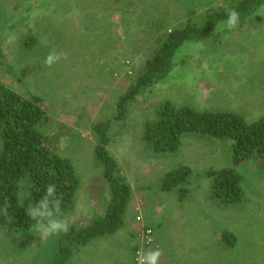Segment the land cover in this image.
<instances>
[{
  "label": "rangeland",
  "instance_id": "374dc122",
  "mask_svg": "<svg viewBox=\"0 0 264 264\" xmlns=\"http://www.w3.org/2000/svg\"><path fill=\"white\" fill-rule=\"evenodd\" d=\"M172 1L176 3L172 7L173 13H182L180 3L183 0ZM213 1L203 0L202 3L207 5ZM235 1L246 4L245 0L226 2ZM25 4H32L33 8L26 9ZM159 4L167 2L161 0ZM133 6L132 0H0V48L3 54L0 61L5 62L6 69L11 64L19 68L24 83L18 85L16 78L1 65L0 81L26 98L32 94L43 98L42 108L48 122L41 128L53 141L59 137V153L71 159L80 180L73 209L60 208V213L53 216L66 221L68 231L92 224L95 214L104 213L111 199L102 175L103 166L94 153L96 140L92 125L100 121H110L112 139L107 149L119 161L122 175L128 172L126 177L132 178L129 182L133 185L137 175L139 179H145L149 190H154L168 171L189 167L191 175L187 183L190 185L184 184L183 188L187 187V201L194 204L213 189L207 171L235 166L242 175L243 189L249 188L245 191L264 190V167L254 164V160L234 165L232 142L227 138L189 133L181 139V146L175 152H158L145 140V123L158 118L160 105L167 100L200 110L236 112L248 122L264 116V28L259 27L251 16L246 17L247 13L235 27L229 28L225 25L227 21L218 22L205 39L187 41L176 50L175 65L164 81L146 91L141 89L125 114L126 119L116 121L113 116L116 115L118 96L129 89L139 67L152 56L169 31L167 19H164L166 30L161 29L156 36L154 30L157 27L151 22V12H145V6L133 12ZM169 12L167 8L153 13L156 19L169 16ZM106 21L114 22L113 26L106 25ZM216 35L221 38L215 39ZM12 37H15L14 41L9 42ZM30 39H35V43H30ZM50 54L61 58L48 65L45 62ZM135 55L138 65L135 68L130 62L128 69L131 67L135 71L127 75V59ZM182 58L184 61L203 60L206 67L197 66L194 70L191 67L195 62L191 61L189 68L192 71L186 63L176 64ZM175 192L177 197L179 192ZM26 196L23 198L26 207H37V212H54V207L37 206ZM167 196L163 197L165 201ZM263 204L254 203L255 208L258 207L253 208L257 214ZM191 206L185 212L182 235L175 234V241L178 245L188 232L198 238L196 242L193 240L196 244H187L178 252V257H184L182 264H237L238 261L231 259L229 254L237 247L240 252L241 245L231 250L224 245L209 250V245L215 243L214 231L228 225L220 219L221 210L207 211L199 220L190 216ZM131 211L128 207L126 223L116 233L98 237L86 245H75L74 254L65 264H135L137 250L133 248L139 240L132 222H137L136 212ZM171 214L172 210L167 217ZM262 221H254L253 232L263 228ZM201 230L203 235H198ZM246 232L249 239L250 233ZM64 234L60 232L42 238L35 228L27 241L0 226V264H52ZM219 241L222 242L221 238ZM154 248L155 245L146 249V254L149 256Z\"/></svg>",
  "mask_w": 264,
  "mask_h": 264
},
{
  "label": "trees",
  "instance_id": "16d2710c",
  "mask_svg": "<svg viewBox=\"0 0 264 264\" xmlns=\"http://www.w3.org/2000/svg\"><path fill=\"white\" fill-rule=\"evenodd\" d=\"M245 2L246 4L240 1L225 2L227 4L224 3L221 7L211 8L204 26L187 23L170 30L153 50L152 56L138 70L129 89L118 96L114 120L126 119L125 114L137 100L141 89L146 91L164 81L174 67L176 50L186 41L205 39L217 27L218 22L227 21L230 10H235L241 16L253 13L264 5V0ZM24 7L33 8L32 4H25ZM133 7L134 12L142 5L134 4ZM147 8L145 6V12H149ZM251 8L253 9L250 10ZM110 24L113 26L114 22L106 21V25ZM35 41L30 39L32 44ZM2 55L0 48V56ZM0 65L6 69L5 62L0 61ZM6 70L22 86L24 81L19 68L11 64ZM42 103L41 96L32 94L26 98L0 81V226L9 233L20 235L19 239L27 241L31 239L38 218L32 219L28 215V207L23 202L26 192L29 193L26 197L32 204L40 206V201L47 196V187L55 185V195L48 197V207H53V201L59 199L60 208L72 210L80 186L73 162L59 153V137L53 141L41 128L48 122ZM110 126V121H100L92 125V130L96 140L95 158L103 166L102 175L111 199L104 213L95 214L92 224L80 229L73 228L61 235L52 264L67 263L74 254L75 245H86L98 237L112 235L126 223L132 187L122 175L119 161L107 149L112 139ZM145 128V140L158 152H175L186 134L198 133L200 136L231 140L234 165L254 160V164L264 167V116L248 122L236 112L200 110L167 100L160 105L158 118L151 123H145ZM190 172L189 167L168 171L160 179L161 190L179 189L184 196L187 187L183 188V185H190L187 183ZM206 174L212 179L214 197L219 198L225 205L243 201V178L235 166L209 170ZM222 239L228 246L236 245L237 238L229 231L223 232ZM138 247L136 244L133 250Z\"/></svg>",
  "mask_w": 264,
  "mask_h": 264
},
{
  "label": "crops",
  "instance_id": "0c3cea01",
  "mask_svg": "<svg viewBox=\"0 0 264 264\" xmlns=\"http://www.w3.org/2000/svg\"><path fill=\"white\" fill-rule=\"evenodd\" d=\"M132 1L133 4H137V5L141 4L142 6L148 7L147 9H149L152 16L151 22H153V25L155 27H157V30L156 29L154 30L155 34H157L156 36H158L159 33L158 31L164 29L163 21H162L164 19H167L166 22L169 24L168 25L169 30H172V28H175L179 25H186L187 23H190L195 26H204L206 23L208 12H211L210 11L211 8L213 7L216 8L215 6L216 4L214 3L215 0L213 1L214 4L212 3L207 5L202 3L203 0H183V2L180 3V5L182 6L181 9H183L184 11L180 14H177L179 11L173 13L175 11L172 10V7L176 3L172 0H166L167 4H159L161 0H132ZM189 2L191 4H189ZM167 8L170 9V12L168 13L169 16H163V17L158 16V18H156L158 20H156L155 19L156 16H154L153 12L165 11ZM255 13L256 12L250 13L246 17L251 16V19L258 22L257 24H259V27L264 28V15L263 14L256 15ZM239 17H240L239 21L244 20L245 14ZM242 29L244 30L245 28L242 27ZM165 34H167V32ZM220 38H221L220 35L215 36V39L217 40ZM189 41H193V40H189ZM146 43H148V41ZM204 52L205 51H203L202 53L204 54ZM137 55L133 56L131 59L132 64L135 65V68L138 65ZM191 61L195 62V65L191 67L194 68V70L197 69V66L199 68H202V66L206 67V65L203 64V60L184 61V58H182L180 61H177L176 64L181 65L186 63L185 65H187V67L189 68V63ZM143 65H141L139 69L143 67ZM187 67H185V69H188ZM130 69L135 71V69L131 67ZM127 173L128 172L125 173V177ZM126 178L128 182L132 180V178H128V177ZM134 180H135V185L129 182L132 187V197L129 203V207L132 210L131 213L135 211L136 214H138L137 207L141 209L140 212L142 213V221L135 222V220H132L133 225L136 226L135 233L139 234V232L145 227H151L154 230L155 248L152 251H157V250L162 251L160 252L161 255L157 261V264H182L184 257L180 255L178 257V252H180L182 250V247L187 244H196L193 242V240L196 242L198 236L195 234L191 235L189 234L190 232H188L186 238L183 241L178 242L179 246L175 241V234L182 235V228L184 227L186 221L185 212H187L190 205H192L190 211L191 217H195L201 220L205 212L209 211L215 213L218 212V210H221L220 219L226 225L228 224L227 226L218 228L217 231H214V235L216 236L215 243L209 245V250H211L212 248H216L219 245L222 246L224 245V247L228 248L229 250H231L230 248L237 247V245H241L242 247L240 252H238V247H237L236 250H231V253L229 254L231 256V259H235L238 261L237 264H243V261L244 264H264V238H263L264 221H262L263 228H261L257 232H253V228L255 227L253 224L254 221L264 220V204L260 206V214H257L258 211H254V209L258 208V207L255 208L254 205L255 202H259V203L264 202V190L245 191L249 189L245 187L244 190L245 197L243 201L239 203H233L232 205H225L219 198L214 197L212 194V190H210L208 196L207 195L205 196L207 200L204 199L205 197L200 198L199 201L192 204V202L187 201L186 198L187 194L182 196L179 189H174L173 191H163L161 190L159 184L158 186L157 185L155 186L154 190L152 189L149 190L150 187L144 183L145 179H139L136 175V179ZM146 188L148 191L145 192ZM175 191L179 192L177 197H175L176 196ZM169 193H171L172 198L170 197ZM166 194L168 195L167 196L168 199L165 201L163 197ZM162 200H164L165 202L163 203ZM171 210H172L171 216L167 217ZM217 215L219 216L218 213ZM256 216L258 217V219L256 218ZM246 230L250 233L249 239ZM224 231H229L236 236L237 240L235 246H228L227 244L224 243L222 239V234ZM203 233L204 231L201 230L198 235H203ZM219 238H221L222 242L219 241ZM244 239H246L247 241L245 242ZM139 243L140 242H138L137 244ZM173 248H179V250H173Z\"/></svg>",
  "mask_w": 264,
  "mask_h": 264
},
{
  "label": "clouds",
  "instance_id": "9594fccd",
  "mask_svg": "<svg viewBox=\"0 0 264 264\" xmlns=\"http://www.w3.org/2000/svg\"><path fill=\"white\" fill-rule=\"evenodd\" d=\"M227 1V0H226ZM216 4L218 1L216 0ZM256 15L264 14V5L260 6V9L255 13ZM239 13L235 10H230L227 18V25L229 28L235 27L239 23ZM15 37H12L9 42L14 41ZM61 57L58 55L50 54L46 60V64L51 65L54 61L59 60ZM66 58V57H65ZM55 185H51L47 187V196H45L40 201V206L47 209L48 208V197L55 195ZM54 212L51 210L37 212V207H29L28 215L32 219H38L36 230L40 232L41 237L51 236L53 234H59L60 232L67 233L68 231V223L64 220L54 219L53 216L55 214L60 213V200L55 199L53 201ZM47 220L45 224L44 221ZM139 245V244H138ZM160 251H153L146 258L147 264H157V261L160 257ZM140 264H145V258H141Z\"/></svg>",
  "mask_w": 264,
  "mask_h": 264
},
{
  "label": "built area",
  "instance_id": "2783aa9c",
  "mask_svg": "<svg viewBox=\"0 0 264 264\" xmlns=\"http://www.w3.org/2000/svg\"><path fill=\"white\" fill-rule=\"evenodd\" d=\"M218 1V6H223L224 3L226 2V0H217ZM170 31V30H169ZM130 62H132V60L127 59V75H132L133 74V70L132 69H128V64H130ZM135 67V65H133ZM140 208L137 207V211L138 214L136 215V221L140 222L142 221V213L140 212ZM138 238H139V247L136 251L135 254V264H140V260L141 258H145V264H147V260L146 258L148 257V254H146V249L148 248H152L155 245V235H154V231L152 228L150 227H145L144 229H142L139 234H138Z\"/></svg>",
  "mask_w": 264,
  "mask_h": 264
}]
</instances>
